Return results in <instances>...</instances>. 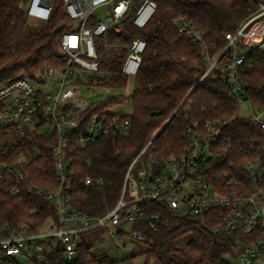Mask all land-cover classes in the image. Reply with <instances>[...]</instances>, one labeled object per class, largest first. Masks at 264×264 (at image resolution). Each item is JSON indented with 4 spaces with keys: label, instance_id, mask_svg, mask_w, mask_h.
<instances>
[{
    "label": "trees",
    "instance_id": "16d2710c",
    "mask_svg": "<svg viewBox=\"0 0 264 264\" xmlns=\"http://www.w3.org/2000/svg\"><path fill=\"white\" fill-rule=\"evenodd\" d=\"M156 11L144 29L128 24L124 43L142 38L146 48L139 71L134 78V90L128 99L131 113L122 116L129 121L126 131L112 130L84 147H77L70 137L67 158L74 169L69 192L72 206L79 212L101 217L115 207L121 195L126 172L139 153L150 146L135 164V172L150 159L160 166L170 154H179L188 135L206 134L207 123L225 124L221 129L223 165L210 176L218 185L224 172L242 179L245 166L261 153L258 142L264 130L250 116L238 114L239 105L230 97V85L219 68L221 60L208 73L207 59L202 47L180 33L174 22L187 16L203 34L210 57L215 59L226 47L227 33L237 28L258 11L264 0H153ZM28 0H0V87L18 78L38 82L49 67L62 68L60 55L62 34L70 22L61 9L44 24L33 25L23 8ZM125 49L113 50L101 60L100 72L105 79L102 86L124 90L128 80L121 74ZM239 82L244 101L253 113L264 109V50H248L240 69ZM125 96L106 95L93 102L84 116L93 115L120 105ZM69 135H77L69 131ZM55 137L28 133L21 137L14 130L0 128V160L10 162L26 154L30 163L25 167L26 181L17 195L10 193V180H0V226L25 223L32 226L49 220L57 224L56 210L35 194L48 191L59 184L55 175L52 148ZM39 146L41 156L32 150ZM86 177L101 179L102 185L87 186ZM146 217L159 213L169 225L155 233L146 225L142 230L147 241L138 244L148 262L156 264H191L207 262L223 264L226 257H235L238 241L248 243L246 236H219L213 224L199 223L184 215L173 214L150 202L143 206ZM50 225V224H49ZM44 229V228H41ZM49 264H66L61 250L48 258ZM0 264H19L15 258H0ZM44 264V263H43ZM46 264V263H45ZM74 264H115L106 256L97 257L90 247L83 245Z\"/></svg>",
    "mask_w": 264,
    "mask_h": 264
},
{
    "label": "built area",
    "instance_id": "2783aa9c",
    "mask_svg": "<svg viewBox=\"0 0 264 264\" xmlns=\"http://www.w3.org/2000/svg\"><path fill=\"white\" fill-rule=\"evenodd\" d=\"M58 9L70 22V28L61 36L60 55L64 66L49 67L38 82L23 77L0 87V128L10 127L21 137L36 133L56 139L52 160L59 184L48 191L36 190L35 194L56 210L58 222H51L40 230L25 223L0 226V258L22 256L34 264H49L48 258L61 250L65 263L74 264L87 234L116 226L119 228L113 233L114 238L128 256L121 262L114 261L115 264H138L139 260H143L142 264H156L148 262L146 254L130 255L133 243L147 241L137 226L146 225L157 233L169 225V220L159 213L146 217L143 206L154 202L173 214L188 216L199 223L212 222L213 232L219 236L249 238L248 243L238 241V254L226 257L223 264H264V137L258 142L261 155L245 166L242 179L228 177L224 172L221 177L227 179L215 185L210 176L225 161L220 152L223 123H207L206 134L188 135L179 154H170L160 166L152 158L135 172V164L150 146L149 142L129 166L117 204L104 216L91 217L72 206L67 194L74 178V169L66 155L70 137L82 148L108 136L112 130L126 131L129 127V121L121 113L104 111L91 119L84 116L95 102L94 95H123L128 100L132 94L119 92L120 89L110 93V88L102 86L105 79L100 72L101 60L113 50L125 49L127 55L121 64V74L127 79L136 77L146 42L135 38L124 43L120 35L125 34L128 24L144 29L156 11V3L153 0H28L23 8L35 26L49 22ZM101 9L106 11L105 17L97 19ZM174 25L192 43L202 47L208 63L205 74L221 60L219 68L230 85V97L239 107L245 105L240 69L248 50H264V5L235 33L225 35L227 45L215 59L210 57L203 34L187 16L178 17ZM84 72L92 75L88 81L83 79ZM248 116L264 130V109L256 113L250 109ZM69 131L77 135H69ZM32 150L41 156L39 146ZM29 163L26 154L10 162L0 160V180H10L12 195L20 193ZM84 184L101 186L102 180L86 177ZM128 224L132 229L125 233L122 227Z\"/></svg>",
    "mask_w": 264,
    "mask_h": 264
},
{
    "label": "rangeland",
    "instance_id": "374dc122",
    "mask_svg": "<svg viewBox=\"0 0 264 264\" xmlns=\"http://www.w3.org/2000/svg\"><path fill=\"white\" fill-rule=\"evenodd\" d=\"M106 11L104 9H101L98 11L96 14L97 19H103L105 17ZM91 73L89 72H84L83 73V79L88 81V79L91 77ZM134 78L131 77L128 80L127 87L124 90H119V92L123 93H133L134 90ZM83 91L85 89L83 88ZM89 92V91H88ZM110 93L117 92L113 89L108 90ZM105 97V95H94L93 96V101L99 100L101 97ZM108 112L112 113H124V114H130L131 113V102L129 100H126L125 102L121 103L120 105H116L110 109L107 110ZM250 112V106L246 103L245 105H240L238 114L240 116H248ZM49 225V221H44L41 224H34L35 228L37 230H40L41 228H47ZM119 228L116 226H108L107 228H101L96 231H93L89 234L86 235L85 239V245L90 247L91 252L94 256L97 257H103L106 256L109 259L115 261V262H121L125 260L128 256V252L115 240L113 233L115 230ZM123 231L125 233H129L131 231V226L124 225L122 227ZM129 245V244H128ZM133 248L131 251V257L140 255L142 252L139 249L138 244L133 243ZM139 258V256H138ZM15 260L19 264H34L31 262L29 259L22 257V256H16ZM138 264H142L143 260H139L137 262Z\"/></svg>",
    "mask_w": 264,
    "mask_h": 264
},
{
    "label": "water",
    "instance_id": "95a60500",
    "mask_svg": "<svg viewBox=\"0 0 264 264\" xmlns=\"http://www.w3.org/2000/svg\"><path fill=\"white\" fill-rule=\"evenodd\" d=\"M41 82H43V80H41Z\"/></svg>",
    "mask_w": 264,
    "mask_h": 264
}]
</instances>
